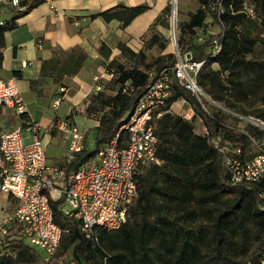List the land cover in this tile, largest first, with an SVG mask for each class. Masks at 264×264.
I'll return each instance as SVG.
<instances>
[{
    "label": "trees",
    "instance_id": "trees-1",
    "mask_svg": "<svg viewBox=\"0 0 264 264\" xmlns=\"http://www.w3.org/2000/svg\"><path fill=\"white\" fill-rule=\"evenodd\" d=\"M44 1L20 0L18 6L8 9L12 15L0 25V68L4 32L13 27L15 18ZM209 2L198 0L199 7L177 30L181 51H190L192 60H204L196 75L198 85L227 108L258 101L264 105V56L254 50L256 42L264 43V0H222L221 30L216 35L221 50L214 58L209 56L214 38L199 42L194 31L206 23L209 12L200 6ZM245 3L251 7L252 15L242 11ZM146 8L144 4L119 5L91 14L90 18L100 16L106 21L115 18L125 26ZM169 11L167 3L149 26L143 46L137 52L122 42L117 44L121 57L131 60L132 65L126 67L117 59L105 64L107 70H115L116 77L111 81L118 88L114 94L105 88L88 94L87 116L107 110L94 127V148L88 149L84 140L83 148L66 170L76 169L110 140L120 119L133 109L146 86L148 70L172 66L173 53L159 55L151 61H146L145 55V49L158 41L153 28L167 19ZM210 17L211 23L217 25L216 15ZM246 22L253 28V37L242 31ZM103 48L101 45L99 52ZM58 52L64 55L60 57ZM86 57L84 50L56 49L52 57L40 61L39 76H48L61 85L64 76H73L80 70ZM29 80L30 87L36 90L38 79ZM125 81H130L132 86L128 93L120 89ZM172 89L163 108L182 97L192 106L194 115L186 119L165 113L157 120V156L161 162L140 170L126 222L116 230H98L97 241L92 242L82 233L77 218L62 214L56 207L58 202H51L53 220L62 234L57 251L43 264H68L69 258L76 264H264V209L257 197L259 184L231 183L219 153L209 142L210 137H218L220 142L230 140L247 150L250 138L260 139L264 130L251 122L243 130H235L226 124L221 110L209 113L189 91L177 85ZM253 113L264 121V107ZM197 116L208 135L198 131ZM126 136L127 131L122 130L120 141ZM5 227L6 233L0 232V264H42V255L26 243L22 225L12 221Z\"/></svg>",
    "mask_w": 264,
    "mask_h": 264
},
{
    "label": "built area",
    "instance_id": "built-area-1",
    "mask_svg": "<svg viewBox=\"0 0 264 264\" xmlns=\"http://www.w3.org/2000/svg\"><path fill=\"white\" fill-rule=\"evenodd\" d=\"M19 2L0 0V6H18ZM200 9L209 12L204 22L211 20L213 13L216 15L218 30L208 29L205 24L194 28L199 42L207 35L220 32L224 7L222 0H210L208 5L203 4ZM242 11L252 15L247 3L243 5ZM2 23L3 20H0V25ZM170 39L175 56L172 66H165L159 71H147L148 82L133 109L122 116L110 140L76 169L66 170V167L83 148L85 131L69 116L52 123L51 126L66 139L67 146L61 161L48 159L39 135V126L30 118L14 78L0 77V106L12 108L19 119L16 126L0 132V194L11 196L17 202L14 211L3 219L0 232L6 233L5 224L12 221L20 223L26 243L41 250L42 264L57 251L62 234V229L53 220L51 202H58L56 207L62 214L77 218L82 233L92 242L97 241L98 230H116L126 222L130 205L136 196L140 170L161 162L157 156V120L165 113H177L179 106L175 107V102H188L179 97L169 107L163 108L173 93V85L189 91L206 110L205 101L209 100L196 81L204 60H192L190 51H181L177 43V27H172ZM220 50L221 43L215 36L209 56L216 57ZM115 77L114 69L104 68L103 73L94 77L89 93L103 91L105 84ZM120 89L123 93L131 91L130 81H125ZM59 90L64 91L63 87ZM60 101L61 97H56L52 107L58 108ZM189 110L191 112L184 117L186 119L194 115L192 106ZM197 118L195 125L198 131L208 135L201 118ZM23 130L28 133L25 137ZM122 130L127 131V136L120 141ZM209 142L219 153L221 165L231 183L259 184L257 197L264 209V140L250 138V142L255 145L254 152H248L230 140L220 142L218 137H210ZM67 263L76 264L70 258Z\"/></svg>",
    "mask_w": 264,
    "mask_h": 264
},
{
    "label": "crops",
    "instance_id": "crops-1",
    "mask_svg": "<svg viewBox=\"0 0 264 264\" xmlns=\"http://www.w3.org/2000/svg\"><path fill=\"white\" fill-rule=\"evenodd\" d=\"M167 3L169 0H50L15 18L13 27L4 32L0 77L14 78L30 118L39 126L46 156L50 145L53 154H58L53 160L61 161L66 150V139L51 126L58 119L69 116L84 131L94 129L98 124V120L83 115L81 111L88 104L94 77L103 73L108 61L120 57L119 42L134 52L142 48L143 36ZM141 4L147 8L125 26L115 18L109 21L100 16L90 18L91 14L119 5ZM9 7L12 6L4 9ZM187 20L188 17L181 21ZM101 45L104 48L99 52ZM56 49H78L87 54L80 70L73 76H64L61 85L48 76H39L40 61L52 57ZM32 78L38 79L36 90L30 87L29 79ZM60 87H63V92H60ZM58 96L61 101L55 109L60 108L61 112L53 117L42 116L40 110L48 102L52 106ZM177 105L179 102L174 103L175 107ZM18 122L12 108L0 106V132L13 128Z\"/></svg>",
    "mask_w": 264,
    "mask_h": 264
},
{
    "label": "rangeland",
    "instance_id": "rangeland-1",
    "mask_svg": "<svg viewBox=\"0 0 264 264\" xmlns=\"http://www.w3.org/2000/svg\"><path fill=\"white\" fill-rule=\"evenodd\" d=\"M171 2L172 0H169L170 4V11L167 19L163 21L161 24H159L157 27L153 28V32H156L158 35V41L157 44L145 49V55H146V61H151L155 57L159 55H166L168 53H172V41H171V32H172V27L174 26L177 27V30L180 28V24L182 23V19H186L187 17L190 16L193 12L196 11V9L199 7L198 0H174L175 3V11L173 12V19L171 20ZM5 6H0V19L8 17L11 15V11L5 10ZM11 7L8 9L10 10ZM9 12V13H7ZM13 12V11H12ZM205 27L208 29H212L213 31L217 32L218 27L215 23H211V20L208 19L205 23ZM242 31L243 33L248 36V37H253V28L248 22H246L244 25H242ZM179 32V31H178ZM205 32L202 31V34ZM179 35V33H177ZM151 35L148 34L146 38H148ZM174 35V32L173 34ZM216 36V34L213 35H207L205 37L206 40L212 39ZM160 45H163V49L160 48ZM255 52L261 54L264 56V43L261 41L256 42L254 46ZM58 56H63V53L58 52ZM117 62L125 64L126 67H129L132 65L131 60H126L125 58H122L121 55L120 57L116 60ZM19 82V81H18ZM20 84V83H19ZM118 84L115 82H108L105 84V90L109 94H114V92L117 90ZM218 102V101H216ZM219 104L223 105L222 103L218 102ZM224 106V105H223ZM189 107H191L188 102L179 104L178 110L176 111L177 113H174L175 115L178 116H188L190 114ZM225 107V106H224ZM264 107L261 102H255L253 104H250L248 106H244L243 104L236 103L234 108H227L228 110H231L232 112L222 110L216 105H213L209 101H205V108L206 111L211 113L212 111L215 112L217 110H221L225 115V122L228 124V126L234 128L235 130H243L246 127L247 123H250V121L247 118H252L256 119L262 123H264L263 120L259 118L254 117V113L257 108ZM107 110V109H105ZM103 110H97L95 113H93L91 116L86 115V105L83 106L82 114L86 115L87 117L93 118L98 120L99 117L101 116L102 113H105ZM41 115L46 117V116H55L56 114H59L61 112V109H55L51 106L50 102H48L41 110ZM194 111V109H193ZM195 121H198V118L196 117ZM23 136L25 137L24 130L22 132ZM26 140V138H25ZM259 140H264V136L261 137ZM85 143L86 147L90 150L94 148V129L90 128L87 131H85ZM255 150V145L252 143L248 144L247 151L248 152H254ZM47 157L50 160L55 159V157H58V154H53V150L51 145L47 149ZM60 157V156H59ZM17 206V202L6 195L0 194V225L3 222V219L7 217L8 214H11L15 207ZM37 252L41 254V250L36 249Z\"/></svg>",
    "mask_w": 264,
    "mask_h": 264
},
{
    "label": "water",
    "instance_id": "water-1",
    "mask_svg": "<svg viewBox=\"0 0 264 264\" xmlns=\"http://www.w3.org/2000/svg\"><path fill=\"white\" fill-rule=\"evenodd\" d=\"M175 11V3L174 0H172L171 2V20L173 19V12ZM207 99L212 102L213 104L217 105L220 109L222 110H227L224 106H222L221 104L217 103L216 101H214L209 95L205 94ZM251 123L259 126L260 128H262L264 130V127L260 125V123H257L258 120L256 119H252V118H247Z\"/></svg>",
    "mask_w": 264,
    "mask_h": 264
},
{
    "label": "bare ground",
    "instance_id": "bare-ground-1",
    "mask_svg": "<svg viewBox=\"0 0 264 264\" xmlns=\"http://www.w3.org/2000/svg\"><path fill=\"white\" fill-rule=\"evenodd\" d=\"M175 33H176V31H175ZM175 33H174V34H175ZM257 123H260V125L264 127V123H262V122H260V121H258Z\"/></svg>",
    "mask_w": 264,
    "mask_h": 264
}]
</instances>
